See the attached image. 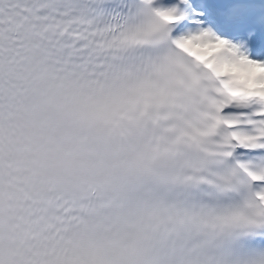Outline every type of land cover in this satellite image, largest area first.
<instances>
[{"label": "snow or ice", "instance_id": "snow-or-ice-1", "mask_svg": "<svg viewBox=\"0 0 264 264\" xmlns=\"http://www.w3.org/2000/svg\"><path fill=\"white\" fill-rule=\"evenodd\" d=\"M0 264H264V0H0Z\"/></svg>", "mask_w": 264, "mask_h": 264}]
</instances>
